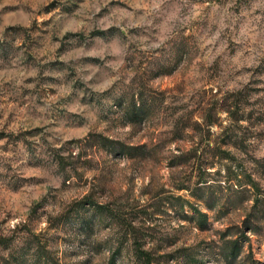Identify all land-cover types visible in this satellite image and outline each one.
I'll use <instances>...</instances> for the list:
<instances>
[{
  "label": "rangeland",
  "instance_id": "obj_1",
  "mask_svg": "<svg viewBox=\"0 0 264 264\" xmlns=\"http://www.w3.org/2000/svg\"><path fill=\"white\" fill-rule=\"evenodd\" d=\"M0 264H264V0H0Z\"/></svg>",
  "mask_w": 264,
  "mask_h": 264
},
{
  "label": "trees",
  "instance_id": "obj_2",
  "mask_svg": "<svg viewBox=\"0 0 264 264\" xmlns=\"http://www.w3.org/2000/svg\"><path fill=\"white\" fill-rule=\"evenodd\" d=\"M141 109V108H139ZM101 145L103 147H107L108 150H113V151H117L119 154H131L132 153V150L135 149V147L133 146H125V145H122V146H117L118 142L116 140H113V139H110L108 137H105V136H101V135H95L93 136V139H92V145ZM253 186L255 187L256 186V183L253 182ZM260 199L259 198H256V202H255V205H258ZM206 214L205 213H202V212H199V223L203 224L205 223V217ZM232 243V251H231V255L232 256H235L237 255V250L236 248L238 247V240H233L231 241ZM146 255V262H150V254H145Z\"/></svg>",
  "mask_w": 264,
  "mask_h": 264
}]
</instances>
